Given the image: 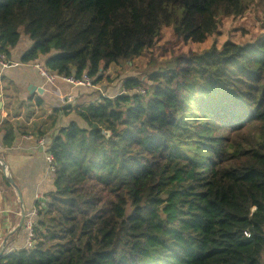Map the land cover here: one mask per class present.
Wrapping results in <instances>:
<instances>
[{"label":"trees","instance_id":"obj_1","mask_svg":"<svg viewBox=\"0 0 264 264\" xmlns=\"http://www.w3.org/2000/svg\"><path fill=\"white\" fill-rule=\"evenodd\" d=\"M247 10L246 0H0V52L28 36L22 63L45 56L50 72L96 85L163 26L200 44L220 17ZM148 81L146 91L127 78L76 108L85 127L70 123L49 146L55 190L33 246L0 264H264V40L180 56Z\"/></svg>","mask_w":264,"mask_h":264},{"label":"crops","instance_id":"obj_2","mask_svg":"<svg viewBox=\"0 0 264 264\" xmlns=\"http://www.w3.org/2000/svg\"><path fill=\"white\" fill-rule=\"evenodd\" d=\"M32 45L28 36H22L20 43L11 50L9 68L0 67V249L18 227L22 209L27 215L35 208L39 211L55 190L46 151L38 141L43 138L50 146L60 130L72 122L85 127L76 113L77 107L123 91V88L117 90L106 84L79 88L62 79L53 85L47 83L33 63L21 62ZM46 59L40 57L37 62L44 64ZM93 92L99 94L91 96ZM67 96H72V104L62 100ZM10 182L20 190L23 204ZM27 245L28 232L23 227L9 237L3 256Z\"/></svg>","mask_w":264,"mask_h":264},{"label":"rangeland","instance_id":"obj_3","mask_svg":"<svg viewBox=\"0 0 264 264\" xmlns=\"http://www.w3.org/2000/svg\"><path fill=\"white\" fill-rule=\"evenodd\" d=\"M246 2L248 10L243 15L220 17L217 31L204 43H186L174 33L172 27L163 26L152 47L146 49L142 56L133 61H121L110 66L103 74L100 84H106L110 88L115 86L118 90L123 88L127 78L134 77L139 78L143 82L142 88L148 91V88L154 86L148 81L149 74L167 68L180 56L201 55L213 48L222 50L227 43L244 46L264 40L263 2L261 0H246ZM98 94L99 92H93L91 96ZM94 100L91 99V101Z\"/></svg>","mask_w":264,"mask_h":264},{"label":"built area","instance_id":"obj_4","mask_svg":"<svg viewBox=\"0 0 264 264\" xmlns=\"http://www.w3.org/2000/svg\"><path fill=\"white\" fill-rule=\"evenodd\" d=\"M11 65V61L10 58L0 52V67L5 70L8 69L9 66ZM33 67L35 70H37L39 72V74L46 80L47 83L49 84H55V82L58 79H62L68 83H70L72 86L74 87H79V88H91L92 86H95L93 84V80L91 78H89L87 75H83L81 78L76 79L74 77H65V76H59L55 73L50 72L44 64L38 63L37 61L33 62ZM142 95L145 94L144 91H140ZM62 100L64 101H68V103L72 104V96H67L62 98ZM38 144L43 147L46 151V163L48 166V169L51 173H53L54 169H55V160H54V156L51 154V152L49 151V146L47 145V142L45 141V139H40L38 141ZM38 217V209L35 208L31 213H29L26 216L25 219V223H24V228L27 230L28 232V245L26 248L33 246V228H34V221L35 219Z\"/></svg>","mask_w":264,"mask_h":264},{"label":"water","instance_id":"obj_5","mask_svg":"<svg viewBox=\"0 0 264 264\" xmlns=\"http://www.w3.org/2000/svg\"><path fill=\"white\" fill-rule=\"evenodd\" d=\"M10 183L16 188V190L18 192V195H19L20 202H21V204H23V199L21 197L20 190L15 186V184H13L12 182H10ZM26 216H27L26 211L23 208L22 209V213H21V220H20V223H19L18 227L10 233V235L8 236V238L5 240L4 245H6V242L8 241L9 237H11L12 235H14L15 233H17L18 231H20L24 227V223H25ZM4 245L0 249V258L3 256Z\"/></svg>","mask_w":264,"mask_h":264}]
</instances>
